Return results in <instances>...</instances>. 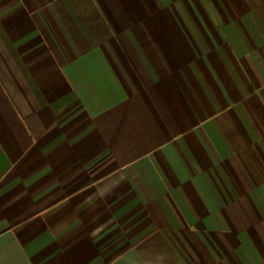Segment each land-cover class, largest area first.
Masks as SVG:
<instances>
[{"label":"crops","instance_id":"1","mask_svg":"<svg viewBox=\"0 0 264 264\" xmlns=\"http://www.w3.org/2000/svg\"><path fill=\"white\" fill-rule=\"evenodd\" d=\"M0 264H264V0H0Z\"/></svg>","mask_w":264,"mask_h":264}]
</instances>
